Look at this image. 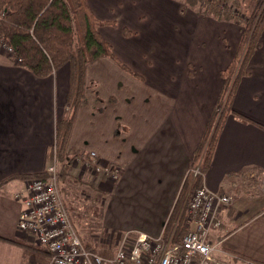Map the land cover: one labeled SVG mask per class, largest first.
<instances>
[{
  "label": "crops",
  "instance_id": "obj_1",
  "mask_svg": "<svg viewBox=\"0 0 264 264\" xmlns=\"http://www.w3.org/2000/svg\"><path fill=\"white\" fill-rule=\"evenodd\" d=\"M87 4L100 22L116 24L98 31L129 72L107 57L86 66L64 153L93 152L102 166L119 171L113 183L104 173L95 184L74 178L92 192L100 185L110 194L106 228L157 237L209 126L223 88L220 72L236 56L241 29L183 0ZM244 72L204 173L208 190L234 198L219 211L221 227L208 241L219 259L264 264V28ZM69 73L65 65L37 78L0 48V264L50 263L44 252L17 244L37 248L17 229L27 197L26 180L18 176L46 172L55 159ZM78 167L75 161L67 172L74 177Z\"/></svg>",
  "mask_w": 264,
  "mask_h": 264
},
{
  "label": "trees",
  "instance_id": "obj_2",
  "mask_svg": "<svg viewBox=\"0 0 264 264\" xmlns=\"http://www.w3.org/2000/svg\"><path fill=\"white\" fill-rule=\"evenodd\" d=\"M187 7L200 5L203 15L220 21L244 22L238 51L232 62L220 72L223 88L217 100L209 126L195 150L190 168L201 161L203 173L210 165L217 136L227 117L231 100L251 55L258 47V41L264 28V0H254L252 14L246 16L240 12L245 0H183ZM0 39L1 44L12 48V56L19 60L37 78H46L65 65L70 68L69 89L66 97V115L56 129L54 148L55 160L67 172L78 155L67 158L64 148L74 120L75 112L83 100L85 86V68L99 58L107 57L121 69H128L114 55L112 46L99 34V27L114 22H100L87 4V0H0ZM241 14V15H240ZM128 36L129 31L123 30ZM129 72V70H128ZM141 80L135 74H131ZM81 156V155H80ZM22 180L46 178V172L29 176H18ZM200 180L195 181V186ZM190 184L188 172L173 208L163 228L162 236L170 244L180 245L188 232L187 193ZM177 221L176 226L174 223ZM174 227V228H173ZM41 252L35 247L28 248ZM88 250L95 251L86 246ZM43 252V251H42ZM238 259L246 260L240 256ZM254 264H258L252 261Z\"/></svg>",
  "mask_w": 264,
  "mask_h": 264
},
{
  "label": "built area",
  "instance_id": "obj_3",
  "mask_svg": "<svg viewBox=\"0 0 264 264\" xmlns=\"http://www.w3.org/2000/svg\"><path fill=\"white\" fill-rule=\"evenodd\" d=\"M0 48L13 54L12 48L1 44V39ZM200 163L188 171L190 184L186 206L189 231L180 245L172 246L171 236L166 240L162 233L153 238L138 234L130 245L123 241L112 257L88 250L73 228L61 200L60 177L55 159L46 170V178H33L26 183L27 197L17 229L34 238L36 247L49 257V264H254L251 260L234 256L228 259L214 256V249L208 241L209 234L221 227L219 211L231 205L234 198L227 193L212 192L206 188ZM83 164L97 176L104 173L113 181H117L120 176L113 166H102L93 152L87 155ZM198 179L200 183L195 186ZM176 224L177 221L174 227Z\"/></svg>",
  "mask_w": 264,
  "mask_h": 264
},
{
  "label": "rangeland",
  "instance_id": "obj_4",
  "mask_svg": "<svg viewBox=\"0 0 264 264\" xmlns=\"http://www.w3.org/2000/svg\"><path fill=\"white\" fill-rule=\"evenodd\" d=\"M254 3V0H245L240 12L245 11V15L250 16L253 11ZM238 26L241 30L244 29V22L238 24ZM229 37H233V35L229 33ZM2 50L4 49L2 48ZM83 91L84 88L82 93ZM77 155L79 167L78 170L74 171L76 176H70L69 172L65 173L63 170L60 171L58 169V174L61 180V182L59 181L61 200L73 228L76 230L85 247L88 246L105 257H112L123 241L124 243L126 242L127 245H130L136 240L138 233H136V231H116L104 226L105 210L110 194L106 193V189L102 190L103 188H101L100 185L96 186L95 190L92 192L83 187L85 185L84 183L79 184L74 180L75 178L81 182L85 180L91 182L92 179L94 180V182L92 181L93 184H95L96 180H98L97 174H93L88 170V168L84 167L83 163L86 159L85 156L87 155ZM87 172L91 175V177L89 175H84L87 174ZM108 180L112 183L117 182L111 179ZM28 181L29 180H27L26 183ZM88 188L90 189V187ZM39 259L42 263L46 262V258L43 255H40Z\"/></svg>",
  "mask_w": 264,
  "mask_h": 264
}]
</instances>
